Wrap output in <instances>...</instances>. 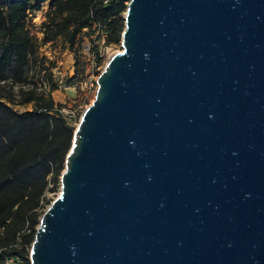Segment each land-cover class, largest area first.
I'll return each instance as SVG.
<instances>
[{"label":"water","instance_id":"95a60500","mask_svg":"<svg viewBox=\"0 0 264 264\" xmlns=\"http://www.w3.org/2000/svg\"><path fill=\"white\" fill-rule=\"evenodd\" d=\"M30 264H264V0H127Z\"/></svg>","mask_w":264,"mask_h":264},{"label":"trees","instance_id":"16d2710c","mask_svg":"<svg viewBox=\"0 0 264 264\" xmlns=\"http://www.w3.org/2000/svg\"><path fill=\"white\" fill-rule=\"evenodd\" d=\"M48 5L43 42L62 38L72 47L84 29H97L104 45L120 43L127 0H49ZM40 7L41 0H0V264L15 257L30 264L39 216L52 200L46 193L58 189L74 130L51 96L57 84L50 82L49 92L28 87L34 82L29 69L39 61L28 14ZM93 51L99 63L98 48ZM77 77L76 71L63 85ZM30 102L31 110L13 107Z\"/></svg>","mask_w":264,"mask_h":264},{"label":"rangeland","instance_id":"374dc122","mask_svg":"<svg viewBox=\"0 0 264 264\" xmlns=\"http://www.w3.org/2000/svg\"><path fill=\"white\" fill-rule=\"evenodd\" d=\"M48 3L49 0H41L40 9L28 14L27 28L36 43L39 59L36 65L29 69V79L34 80V82L29 83L28 87H34L37 91H41L46 81L57 84V88L51 92L56 105L71 109L80 115L94 96L96 87L94 80L98 75L97 72L102 70L106 60L111 55L121 50V46L120 43L104 45V38L98 35L97 29L93 32L84 29L72 47L62 38L43 42L41 23L46 19L45 14L49 9ZM94 47L98 48L101 56L99 63L94 59ZM69 57H71V61ZM76 71L78 72L77 80L71 86H64V80L67 77L73 78ZM91 81L93 82L92 86H90ZM17 88L14 85V89L17 90ZM13 107L22 112L31 110L33 103L14 104ZM58 192L59 186L55 191H48L46 197L53 199Z\"/></svg>","mask_w":264,"mask_h":264},{"label":"built area","instance_id":"2783aa9c","mask_svg":"<svg viewBox=\"0 0 264 264\" xmlns=\"http://www.w3.org/2000/svg\"><path fill=\"white\" fill-rule=\"evenodd\" d=\"M92 82V81H91ZM95 82V80H94ZM45 83V84H44ZM44 87L41 89L42 91H45V92H49L50 91V83H48L47 81L44 82ZM96 83V82H95ZM93 85V82L90 83V86ZM58 111L61 113V115L66 119V121L70 124V125H73V126H76L77 122H78V119L81 115H77V113L71 109H67L63 106H60L58 108ZM21 263V259L19 257H15V258H10V259H7L6 263L5 264H20Z\"/></svg>","mask_w":264,"mask_h":264},{"label":"bare ground","instance_id":"6f19581e","mask_svg":"<svg viewBox=\"0 0 264 264\" xmlns=\"http://www.w3.org/2000/svg\"><path fill=\"white\" fill-rule=\"evenodd\" d=\"M69 60L71 61V57H69Z\"/></svg>","mask_w":264,"mask_h":264}]
</instances>
